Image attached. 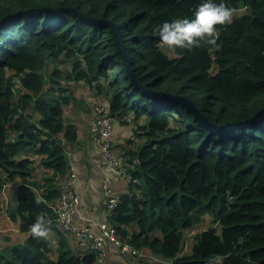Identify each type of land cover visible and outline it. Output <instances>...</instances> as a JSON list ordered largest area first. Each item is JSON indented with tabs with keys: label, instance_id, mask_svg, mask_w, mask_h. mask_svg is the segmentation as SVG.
<instances>
[{
	"label": "trees",
	"instance_id": "trees-1",
	"mask_svg": "<svg viewBox=\"0 0 264 264\" xmlns=\"http://www.w3.org/2000/svg\"><path fill=\"white\" fill-rule=\"evenodd\" d=\"M202 2L0 0V192L17 181L11 204L0 197V211L24 234L0 247V264H93L97 258L92 249H75L55 220L69 170L65 146L76 137L63 108L88 110L68 82L106 98L108 116L119 123L130 115L136 140H127L118 159L125 191L106 216L120 240L160 260L151 264H207L216 255L223 264H264V115L252 120L264 107V0H211L245 10L217 26L220 51L162 52L154 28L193 19ZM41 7L113 23L126 65L102 23L68 11L15 15ZM65 61L63 73L56 63ZM142 90L182 95L214 126L244 124L209 131L179 103ZM39 214L53 221L48 240L30 236ZM205 215L210 225L181 253L182 231Z\"/></svg>",
	"mask_w": 264,
	"mask_h": 264
},
{
	"label": "crops",
	"instance_id": "crops-1",
	"mask_svg": "<svg viewBox=\"0 0 264 264\" xmlns=\"http://www.w3.org/2000/svg\"><path fill=\"white\" fill-rule=\"evenodd\" d=\"M71 84V88L74 84L84 86L88 93H74V96L82 100L85 104V108L88 110L76 109L72 106H66L63 108L62 117L66 122L73 124L76 127V137L73 143L66 144V153L68 159L69 169L74 173V177L69 179V183L73 186L74 190L78 194V204L75 213V224L79 227L89 225L91 231L95 232L93 222H96L101 217V191L99 186V178L102 175L101 158L97 146L90 140L87 131V121L91 116V106L96 103H100L107 107L106 98L102 95L96 96L90 93L91 90L81 82H68ZM70 88V86H69ZM70 90L72 91V89ZM130 116V115H129ZM127 118V116H126ZM127 140H136L133 137V125L126 120V124H121L118 120H113L111 123V131L109 141L114 147V155L116 159H120L121 148L126 146ZM141 139L135 143H139ZM128 144L127 146L135 145ZM119 163V162H118ZM120 164V163H119ZM66 179H62L61 183ZM68 181V180H66ZM109 186L116 195L125 191L127 177L120 176L115 177L112 173L108 175ZM68 183V182H67ZM17 181L6 184L0 192V197L4 199L6 204H11L13 199L14 188ZM8 201V202H7ZM1 219L7 220L4 222V226L9 228V224L13 233L20 236L21 240L24 238V234L17 230V223L10 222L4 213V208L1 209ZM21 242V241H20ZM53 242V240H52ZM104 254L101 258H96L93 264H140V260L143 259L141 264H151L153 260H146L144 258L129 259L121 256L113 246L109 243H104ZM189 248L186 249L184 254L189 252ZM148 254L147 251L143 250ZM181 254V253H180Z\"/></svg>",
	"mask_w": 264,
	"mask_h": 264
},
{
	"label": "built area",
	"instance_id": "built-area-1",
	"mask_svg": "<svg viewBox=\"0 0 264 264\" xmlns=\"http://www.w3.org/2000/svg\"><path fill=\"white\" fill-rule=\"evenodd\" d=\"M91 111V116L87 121V131L90 140L97 146L101 158L102 175L99 178L101 217L98 221L92 223L95 232L91 231L89 225L79 227L75 224L78 194L69 183V179L74 177V173L69 169L66 179L68 181L62 184V189L60 190L58 200L54 207L55 220L60 229L70 238L72 246L75 249H92L96 252L97 258H101L104 254V243H109L125 258H144L146 260L160 261L150 253L147 254L143 251L136 250L126 241L120 240L106 220L108 211L111 210L117 200V195L107 186L109 182L108 175L112 173L115 177H120L125 175V171L122 165L118 163L114 155V147L109 141L111 123L114 119L108 116L107 107L101 104L92 105ZM125 120L129 122L130 116H127ZM61 216L64 219H61Z\"/></svg>",
	"mask_w": 264,
	"mask_h": 264
},
{
	"label": "clouds",
	"instance_id": "clouds-1",
	"mask_svg": "<svg viewBox=\"0 0 264 264\" xmlns=\"http://www.w3.org/2000/svg\"><path fill=\"white\" fill-rule=\"evenodd\" d=\"M245 10L227 7L223 2L217 4L206 0L195 9L193 19H175L164 22L154 28L153 34L159 37L156 46L162 51L175 54L177 49L192 52L194 49H206L209 53L221 50L218 43L217 26H227L235 18H242ZM37 205L40 199L34 201ZM64 219L63 216L60 217ZM53 221L45 214H39L29 226V233L33 239L48 240ZM224 257L216 255L210 257L207 264H223Z\"/></svg>",
	"mask_w": 264,
	"mask_h": 264
},
{
	"label": "water",
	"instance_id": "water-1",
	"mask_svg": "<svg viewBox=\"0 0 264 264\" xmlns=\"http://www.w3.org/2000/svg\"><path fill=\"white\" fill-rule=\"evenodd\" d=\"M47 11H54V12H58V11H68L71 12L73 14H77L78 16H80L81 18L85 19L87 22H91V23H102L103 25H105L106 27H108L114 37L115 43L117 45L118 51L120 52L121 56H122V60L123 63L126 65V59L124 57V53H123V45H122V41L120 38V34L118 31V28L111 23L108 20H93V19H89L86 14H78L76 12H74L73 9L70 8H62V9H54V10H50L48 8H37V9H27V10H20L17 11L15 15H25V14H35V13H42V12H47ZM4 22V19H2L0 21V24ZM132 82L133 79L131 77ZM144 93H146L150 98L152 99H157V100H164V101H170V102H175V103H179L181 106H183L186 111L188 113L191 114L192 116V120L195 121L197 124L207 128L209 131H220L222 129H229V128H233V127H239L242 126L244 123H228V124H224V125H219V126H214L213 124L209 123L199 112L198 110L192 105V103L187 100L184 96L182 95H177V94H169L165 91H145L142 90ZM264 115V107H262L261 109H259L256 114L252 117V120H255L261 116Z\"/></svg>",
	"mask_w": 264,
	"mask_h": 264
},
{
	"label": "rangeland",
	"instance_id": "rangeland-1",
	"mask_svg": "<svg viewBox=\"0 0 264 264\" xmlns=\"http://www.w3.org/2000/svg\"><path fill=\"white\" fill-rule=\"evenodd\" d=\"M52 68L51 64H48L45 68L47 72ZM56 68L61 70L63 73L67 72L69 69V61H65L64 63H56ZM63 84H66L65 82ZM71 88V84L69 85ZM84 86H80L79 84H74L71 88L73 93H88L83 88ZM69 89V88H68ZM90 93H93L92 91ZM131 123V122H130ZM39 178V177H38ZM1 196V195H0ZM3 203H6L4 199L2 198ZM8 202V201H7ZM1 216V213H0ZM7 220L1 219L0 217V247L6 244H13V243H19L21 241L20 236H18L16 233H13L11 230L12 224L9 228L7 226H4V222L6 223ZM209 217L204 216L201 220H199L197 223H194L190 228L185 229L182 231V240H181V253L184 252L188 247L190 246L192 242V236L199 230H202L206 228L209 223ZM11 222V221H10ZM14 223V222H12Z\"/></svg>",
	"mask_w": 264,
	"mask_h": 264
}]
</instances>
